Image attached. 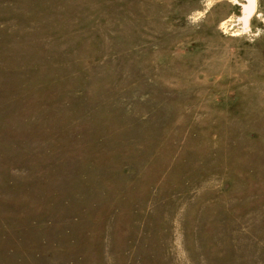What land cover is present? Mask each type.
Segmentation results:
<instances>
[{"label": "rangeland", "instance_id": "374dc122", "mask_svg": "<svg viewBox=\"0 0 264 264\" xmlns=\"http://www.w3.org/2000/svg\"><path fill=\"white\" fill-rule=\"evenodd\" d=\"M0 264H264V0H0Z\"/></svg>", "mask_w": 264, "mask_h": 264}, {"label": "water", "instance_id": "95a60500", "mask_svg": "<svg viewBox=\"0 0 264 264\" xmlns=\"http://www.w3.org/2000/svg\"><path fill=\"white\" fill-rule=\"evenodd\" d=\"M251 11H252V4H250V7L247 9V12H246L247 15H246L245 19H247V17L250 15Z\"/></svg>", "mask_w": 264, "mask_h": 264}, {"label": "bare ground", "instance_id": "6f19581e", "mask_svg": "<svg viewBox=\"0 0 264 264\" xmlns=\"http://www.w3.org/2000/svg\"><path fill=\"white\" fill-rule=\"evenodd\" d=\"M249 7H250V6H249ZM243 20L245 21V19H243ZM244 21H243V22H244Z\"/></svg>", "mask_w": 264, "mask_h": 264}]
</instances>
